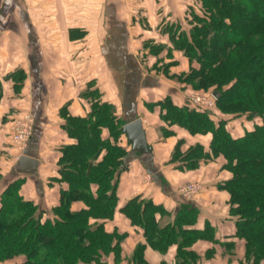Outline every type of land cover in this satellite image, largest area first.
<instances>
[{"label":"crops","instance_id":"1","mask_svg":"<svg viewBox=\"0 0 264 264\" xmlns=\"http://www.w3.org/2000/svg\"><path fill=\"white\" fill-rule=\"evenodd\" d=\"M170 6L172 0H0V208L4 192L19 182L18 194L37 206L42 220L56 216L62 189L68 187L60 173L64 148L78 143L68 118L87 116L99 99L112 103L124 124L141 118L151 150L133 151L122 131L117 144L127 150L126 168L117 174L116 210L110 219H90L103 222L109 233L124 235L120 253L80 264H264V258L254 261L246 254L245 239L237 235L231 194L224 188L233 173L224 154H212V132L193 133L163 117L161 102L167 97L178 106L189 103L187 82L172 77L194 65L173 45L169 32L187 15H175ZM215 109L214 118L226 119L234 137L254 127L247 115ZM27 115L34 120L32 135L18 145L14 125ZM101 137L113 141L107 127L101 128ZM196 145L208 157L174 159L177 149L184 155ZM21 155L39 161L33 171L19 168ZM196 182L201 185L196 193H181ZM133 198L161 205L165 213L156 218L162 227L174 224L181 204H191L194 221L183 225L189 235L150 243L144 229L121 210ZM86 207L82 200L70 205L74 212ZM181 240L185 245L179 246ZM26 260L18 254L0 264Z\"/></svg>","mask_w":264,"mask_h":264},{"label":"trees","instance_id":"2","mask_svg":"<svg viewBox=\"0 0 264 264\" xmlns=\"http://www.w3.org/2000/svg\"><path fill=\"white\" fill-rule=\"evenodd\" d=\"M195 2L193 6L200 5L201 13L192 10L187 14L191 29L178 23L169 30L173 45L183 50L190 62L196 60L199 64L182 73V80L198 89L218 91L216 105L222 114L261 117V122L244 135L234 137L226 119L214 118L217 112L190 103L178 106L168 97L161 102L166 110L163 117L193 133L212 132V154H224L226 167L233 173L224 188L231 194L237 235L245 239L246 254L259 261L264 258V0ZM194 74L197 80L193 84ZM114 112L112 103L98 99L87 116L68 118V128L78 143L64 148L60 173L68 187L62 189L55 217L42 220L37 206L18 194L19 182L4 192L0 208V260L25 254L27 260L23 264L100 263L104 254L120 253L124 235L107 232L103 222L90 223L91 218L113 217L118 202L117 174L126 168L127 150L117 144L124 120ZM102 127L109 129L113 141L101 137ZM103 150L106 153L98 161ZM208 155L203 146L196 145L184 155L177 149L174 159L197 162ZM74 200L84 201L87 207L71 211ZM121 210L144 229L148 241L156 246L161 238L170 241L180 235L188 236L183 225L194 221L196 215L191 204L183 203L174 224L162 227L156 214L165 213V209L150 199L133 198ZM166 241L163 247L167 246ZM181 241L179 246L185 245L186 240ZM141 248L138 246V254Z\"/></svg>","mask_w":264,"mask_h":264},{"label":"built area","instance_id":"3","mask_svg":"<svg viewBox=\"0 0 264 264\" xmlns=\"http://www.w3.org/2000/svg\"><path fill=\"white\" fill-rule=\"evenodd\" d=\"M191 104L206 109L208 111L214 112L216 109V97L215 95L209 94L204 95L200 93H192L190 96ZM33 117L30 115L26 116V119L18 121L14 125V133H13V140L18 145H24L31 137L32 130H33ZM201 185L199 183H189L185 186H183L180 191L184 196H191L192 194L196 193L198 190H200Z\"/></svg>","mask_w":264,"mask_h":264},{"label":"water","instance_id":"4","mask_svg":"<svg viewBox=\"0 0 264 264\" xmlns=\"http://www.w3.org/2000/svg\"><path fill=\"white\" fill-rule=\"evenodd\" d=\"M216 98L219 96L218 91L213 93ZM124 134H126L128 141L132 145V150L141 154H146L150 152L151 147L147 143L146 133L143 128L142 119L136 118L132 121L127 122L121 128ZM38 160L28 156L21 155L18 159V165L21 170L33 171L38 164Z\"/></svg>","mask_w":264,"mask_h":264},{"label":"rangeland","instance_id":"5","mask_svg":"<svg viewBox=\"0 0 264 264\" xmlns=\"http://www.w3.org/2000/svg\"><path fill=\"white\" fill-rule=\"evenodd\" d=\"M168 1H170V0H168ZM189 1V3H191V5L190 6H188V7H186L185 5V0H172V3H173V7L172 6H170L172 9H174V13H175V15H179V14H182V13H185L186 15L187 14H189L192 10H195V11H197L198 13H201V9H200V5H197L196 6V8L193 6V5H195L196 4V2H195V0H188ZM171 3V2H170ZM179 3H182L183 5L182 6H180V4ZM181 7V8H180ZM190 17H192L191 15H189ZM178 25V23L177 22H174V28L176 27ZM182 27L184 28V29H188V30H190L191 29V27H192V24L189 22V24L187 23V21L186 22H184V23H182ZM190 32V31H189ZM189 32H187L188 34H189ZM158 51V50H157ZM167 61V60H166ZM193 62H194V65H193V67H199V64L197 63V61L196 60H193ZM191 67V66H190ZM190 71V69L188 70V71H183L182 73H187V72H189ZM168 76H171L172 74L170 73V71L168 70V71H164ZM183 75L184 74H174L173 75V77L172 78H175V79H177V80H182V78H183ZM196 80H197V77H195V74L193 75V78H192V80H191V82L194 84L195 82H196ZM183 81V80H182ZM188 84V86H189V92H188V97L190 98V96H191V94L192 93H200V94H204V95H209V94H212V89L213 88H210L209 90L207 89V90H205V89H198V88H195V87H193L192 86V84H190V83H187ZM188 101H189V103L191 104L192 102L190 101V99H188ZM255 120L256 121H260L261 122V117H255L254 119H252V121H253V123L255 124ZM251 121V122H252Z\"/></svg>","mask_w":264,"mask_h":264}]
</instances>
